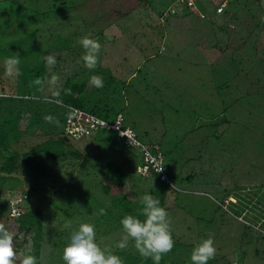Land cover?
Listing matches in <instances>:
<instances>
[{
    "label": "rangeland",
    "instance_id": "obj_1",
    "mask_svg": "<svg viewBox=\"0 0 264 264\" xmlns=\"http://www.w3.org/2000/svg\"><path fill=\"white\" fill-rule=\"evenodd\" d=\"M187 1L194 4L0 0V132L5 135L0 147L11 137L2 121L4 114L8 118L6 105L11 110V103L25 99L31 107L24 115L31 123L28 131L22 125L18 138L1 148L0 176L12 178L0 196L22 198L26 209L43 208L41 263L65 264L63 251L57 255L56 249L69 240L57 230L69 233L89 223L101 248L110 247L123 262L133 255L125 258L127 264H153L131 241L123 250L117 247L127 213L110 202L125 197L135 205L159 180L136 172L138 149L113 131L100 129L87 139L64 133V107L45 98L57 96L70 78L87 79L81 91L86 106L97 102L102 113L114 104L112 113L121 109L144 139L159 142L167 172L184 190L167 194L175 246L160 264L172 259L191 264L194 246L209 233L216 255L208 264H264V0ZM170 7L176 12L163 16ZM85 35L102 46L93 70L84 67L77 43ZM16 52L22 74L8 77L3 61ZM49 54L56 58L51 71L42 59ZM53 73L59 77L56 85L47 83ZM92 75L103 78L102 88L89 84ZM37 78L45 84L35 85ZM36 144L40 153L26 164L23 154ZM12 159L19 167L6 173L3 166ZM112 163L123 169L132 195L114 182L104 190ZM222 198L227 208L218 204ZM101 208L106 215L96 214ZM69 221L71 228L65 226ZM19 236L23 247L30 244L28 233ZM16 253L21 258V248Z\"/></svg>",
    "mask_w": 264,
    "mask_h": 264
},
{
    "label": "clouds",
    "instance_id": "obj_2",
    "mask_svg": "<svg viewBox=\"0 0 264 264\" xmlns=\"http://www.w3.org/2000/svg\"><path fill=\"white\" fill-rule=\"evenodd\" d=\"M77 43L84 50L81 56L84 67L89 70L95 69L98 64L101 44L87 35L81 37ZM20 57V53L16 52L13 56L4 59L6 76L15 78L22 74L19 69ZM42 59L49 71L55 67L56 58L54 55H45ZM45 82L46 79L37 78L34 84L42 86ZM58 82L59 77L54 73L47 81L51 85H56ZM89 84L102 88L103 78L99 75H92L89 78ZM45 121L52 123L53 118L46 116ZM152 175L154 174L144 177ZM140 204L142 208L139 209L138 216L126 215L121 219L123 235L117 247L123 250L131 241L142 258L151 259L153 264H160L163 256L171 252L175 246L171 229L172 221L168 211L160 206V200L153 195L147 193L142 195ZM96 214L106 215L107 212L106 209L101 208ZM139 216H143L144 219L141 220ZM65 226L71 228V222L69 221ZM13 240V234L0 224V264H16L17 253L14 250ZM215 255L214 235L209 233L207 238L202 239L194 246L190 262L191 264H208L215 258ZM63 260L65 264H124L120 256L113 254L110 247H100L96 242L95 227L89 223H81L77 229L71 232L69 243L63 249ZM19 264H37L36 257L31 254L30 248L21 253Z\"/></svg>",
    "mask_w": 264,
    "mask_h": 264
},
{
    "label": "trees",
    "instance_id": "obj_3",
    "mask_svg": "<svg viewBox=\"0 0 264 264\" xmlns=\"http://www.w3.org/2000/svg\"><path fill=\"white\" fill-rule=\"evenodd\" d=\"M181 2H183L186 6H191L194 3L193 2H188L187 0H180ZM171 8L174 7H170V9H166L163 12V16L165 14V12H169V13H175V10H172ZM224 10V9H223ZM166 15V14H165ZM162 16V15H161ZM83 81H80L79 79H74L73 81L70 80V78L67 80V82H64V85L59 88V92H57V96H53V97H46L45 100H49V101H54L60 105H62L64 107V133H65V120L66 117L72 113L73 108H81L86 112H90L94 115H97L101 118L107 119L108 121H114L117 118L118 113H122L123 111L117 110L114 113H112V111H115V105L112 104L111 105V109H107L104 108L102 110V113L99 112V107L96 104H94L93 107H90L89 105H85V99L84 96L82 94V92H84L88 86L87 83V79H81ZM82 91V92H81ZM19 96H23V95H19ZM13 97L16 98L15 95L11 94V100L13 101ZM40 99H42V97H39ZM17 99V98H16ZM3 105V104H2ZM26 105V109H24ZM1 107V105H0ZM6 107L8 108V118L7 116L4 114V119L3 121V126L5 127V131H9L11 130V137L14 138H18V136L21 134V129L20 127L23 125L24 126V130L28 131V128L30 127V122L26 121V117L25 115V111H30L29 109L31 107H28L29 109H27V102L18 100L15 103H11V110H10V106L6 105ZM36 112H39L38 110ZM123 115V113H122ZM123 124L126 126H131L130 124H127L126 120L124 119V115H123ZM137 133V137L143 141V142H147V143H157L161 148V144L155 140H148V139H144L139 133L138 131L131 126ZM100 129H108L110 131H113L116 134L117 137V132H115V130L110 129V128H105V127H99L96 130L92 131L89 135L83 137V138H91L93 136H95V134L100 130ZM66 134V133H65ZM0 135H4V131L0 132ZM8 135V138L6 139V141L3 142V144L0 147V151L1 148H3L8 141L11 138ZM81 139V138H80ZM40 146L41 144H36L35 146H33L29 151H26L23 154V159L24 162L26 164H29L32 160L35 159V157L40 153ZM137 148V147H136ZM138 149V148H137ZM139 153L140 150L138 149ZM163 151V150H162ZM164 152V151H163ZM140 158L142 160V155L140 153ZM141 162V161H140ZM110 169H108V173H107V177L106 179H104V190L107 192L109 191V186L111 185L112 182H114V186H119L123 188V190L129 194L132 195V189L128 183V180L126 179V175L123 171V169L118 166L116 163H112L110 165ZM19 167V162L12 159L11 160V164L8 163L7 165L3 166V169L6 173H11L12 171H17L16 169H18ZM136 172L138 174H140L137 170ZM165 172L169 177V180H161L160 179V173L159 172H154V176L156 177V179L159 180V183L157 186H155L154 189L150 190L149 192H147V194H151L153 195L156 199L160 200V206L163 208H167L166 206V198H167V194L170 191L173 192H178V191H184L182 188L178 187L176 185V183L174 182L175 180L171 178V176L169 175V173L167 172L166 166H165ZM116 174V175H115ZM141 175V174H140ZM142 176V175H141ZM11 178L9 175H1L0 176V180L5 181L4 183H0V192L2 191V189H5L6 186H8L10 184ZM9 182V184L7 183ZM5 187V188H3ZM25 195V194H24ZM26 196V195H25ZM23 199H18L15 200L14 202L11 201L10 199H6L4 200L3 197L0 196V224H2L6 230L10 231L13 234L14 240H13V246H14V250L17 252L19 250V248H21L22 252H26L29 248L31 249V254L34 255L36 257L37 260V264H43L40 262V260H38V255L40 254V248L42 246V238H43V234H44V230H45V225H44V216H43V208L41 206H35V207H31L30 209H26L23 207V203H22ZM103 202V200H101ZM225 198L217 201L218 204L224 208L225 207ZM110 203H115V206H111V208H115V210H124L127 215H133V216H138L139 215V209L142 208V205L140 204V198L137 199L136 203L137 204H133V201L130 199H126L125 201V197H115L114 199H112V202ZM246 204L248 203L247 201L245 202ZM17 206L19 209L18 210H14V206ZM232 206V205H230ZM233 210H235L236 212H239V214L241 213L242 209H240L237 206H233L232 207ZM139 218L141 220L144 219L143 216H139ZM114 219V218H113ZM116 220V219H114ZM247 222H249L250 226L252 225V227L255 225L254 222H251L249 220H247ZM73 231V230H72ZM72 231H69V233L71 234ZM22 232L28 233L30 235V239L31 242L28 246L23 247L22 243L23 241L20 239V234ZM68 230L62 229L57 230V236L58 237H65L67 235L69 240V235ZM27 235V234H26ZM60 241H58L59 243ZM67 245V243H62L61 246L59 245L58 248L56 249V251L58 252L57 255H61L63 251V249L65 248V246ZM61 247V248H60ZM125 254H129L127 251H124V255ZM133 255L130 254L125 256V258H127V260H133L134 258L132 257ZM124 258V264L126 263V260ZM165 256H163V258L161 259L160 263L163 262ZM19 260L20 258H17L16 260V264H19ZM147 263H149V261H151V259H146ZM169 260V259H168ZM169 264H176V260L172 259L170 260Z\"/></svg>",
    "mask_w": 264,
    "mask_h": 264
},
{
    "label": "built area",
    "instance_id": "obj_4",
    "mask_svg": "<svg viewBox=\"0 0 264 264\" xmlns=\"http://www.w3.org/2000/svg\"><path fill=\"white\" fill-rule=\"evenodd\" d=\"M171 9L174 10V8ZM217 9L222 11L224 5L220 3ZM99 127L115 130L117 137L122 139L126 145L137 147L140 150L143 158L137 165L136 170L141 175L147 176L154 172H159L161 180H169L165 172V153L157 143L141 141L131 126L123 124L122 113H118L114 121H108L81 108H73L72 113L65 120V133L75 139L83 138ZM18 209L15 205L14 210Z\"/></svg>",
    "mask_w": 264,
    "mask_h": 264
}]
</instances>
